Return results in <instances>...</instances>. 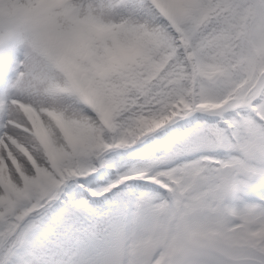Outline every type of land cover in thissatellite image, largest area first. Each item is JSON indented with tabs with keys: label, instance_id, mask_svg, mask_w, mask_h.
Segmentation results:
<instances>
[{
	"label": "snow or ice",
	"instance_id": "obj_1",
	"mask_svg": "<svg viewBox=\"0 0 264 264\" xmlns=\"http://www.w3.org/2000/svg\"><path fill=\"white\" fill-rule=\"evenodd\" d=\"M0 264H264V0H0Z\"/></svg>",
	"mask_w": 264,
	"mask_h": 264
},
{
	"label": "clouds",
	"instance_id": "obj_2",
	"mask_svg": "<svg viewBox=\"0 0 264 264\" xmlns=\"http://www.w3.org/2000/svg\"><path fill=\"white\" fill-rule=\"evenodd\" d=\"M5 7H7V5H5Z\"/></svg>",
	"mask_w": 264,
	"mask_h": 264
}]
</instances>
